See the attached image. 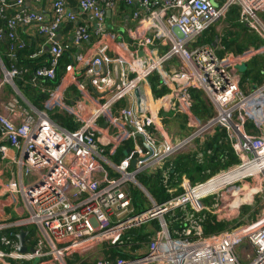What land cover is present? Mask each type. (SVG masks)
Returning <instances> with one entry per match:
<instances>
[{
  "label": "built area",
  "instance_id": "obj_1",
  "mask_svg": "<svg viewBox=\"0 0 264 264\" xmlns=\"http://www.w3.org/2000/svg\"><path fill=\"white\" fill-rule=\"evenodd\" d=\"M24 1L14 0L10 5L0 0V21L7 31L10 60H15L16 50L23 47L16 38L17 26H35L45 36L48 63L33 72L31 83L35 87L37 82L55 78L61 57L70 51L67 44L57 42V32L65 20L76 22V16L66 10L69 0H53L49 18L26 10ZM120 3L133 8V17L143 24L136 30L133 51L113 50L115 55L106 59L103 53L111 46L103 32L104 21L107 12ZM232 5L240 8V22L264 43V0H220L219 4L211 0H78L80 13L93 22L100 42L91 56L80 52L73 56L70 81L93 111L85 114L79 98L69 105L51 97L49 104L68 114L63 115H71L77 125L67 131L45 112L34 110L32 117L18 112L15 100L4 105V113L0 112V154L4 156L7 149L18 151L29 183L9 182L3 191L21 196L27 217L15 226H34L38 241L33 252L20 254L16 242L0 237V245L9 250L0 251V260L68 264L77 255L81 260L74 264H264V208L260 203L257 214L253 208L256 197L264 202V83L244 94L235 72L236 65L264 54V48L249 49L234 59L218 57L220 46H197L200 37L224 18ZM11 6L15 13L8 18ZM89 39V28L75 23L76 50ZM19 75L12 68L3 82ZM152 75L161 82L158 89L163 86L170 92V108L186 116L185 125L191 130L186 138L171 139L158 120L155 106L159 104L148 83ZM193 92L202 93L213 107L210 119L199 120L191 113ZM124 100L126 107L119 108L118 117H114L113 109ZM15 115L20 116V122L13 121ZM248 123L261 124L263 132L251 133ZM217 127L225 132L236 164L202 182L191 183L182 177L180 194L161 204L148 199L150 209L135 212L127 185L137 186L139 174H153L167 160L192 149L195 139L204 143L205 136ZM136 135L143 137L147 148ZM129 139L132 148L115 165L105 154ZM197 161L201 163L202 154L197 155ZM103 167L118 177L107 179ZM163 178H167L166 173ZM175 192L174 188L168 190ZM244 206L250 212L239 218ZM175 210L180 211L173 220L176 227L164 218ZM208 215L227 224L226 228L204 234L202 226ZM153 221L159 229L148 241L133 252L124 250L123 235ZM233 221L237 223L231 225ZM4 228L0 225V231ZM110 248L127 258L105 259L104 252ZM97 254L100 257L92 261Z\"/></svg>",
  "mask_w": 264,
  "mask_h": 264
},
{
  "label": "crops",
  "instance_id": "obj_2",
  "mask_svg": "<svg viewBox=\"0 0 264 264\" xmlns=\"http://www.w3.org/2000/svg\"><path fill=\"white\" fill-rule=\"evenodd\" d=\"M52 1L53 0H25L24 1V8L26 10H29V11L40 13V14L44 15L45 18H49L50 14H51V3H52ZM211 1L214 3H218V4L220 2V0H211ZM7 2L10 5H12L14 0H7ZM121 5L122 4H119L113 12L108 14L106 16L105 21H104L103 32L107 37V42L109 41V44L111 46V48L109 47L108 50H106L103 53L104 58H106V59L112 58L113 55H115L113 50H117V51H121V52H127V53L133 51V43H134V40L136 37V30H137V28H139L143 24V22L140 18L135 19L133 17V12H134L133 8L126 7V6H123V8H121ZM66 10L71 12L72 14H74L76 16V22L71 24L72 22L65 20L61 24V26L57 32V37H56L57 42L60 44H63V45L67 44V46H69L70 50H74L75 53L73 52L74 53L73 56H75V54H77L78 52L82 53L83 56H85V57L91 56L92 52L98 47L99 42H100L99 36L95 35V30L93 29V22L88 18V16H84L80 13V10L78 8V0H71L67 4ZM14 13H15V8L13 6H11L7 10L6 16L8 18L12 17L14 15ZM1 22L3 23V21H1ZM75 23H82L83 25H86L90 31L89 41L87 43L83 44L79 51L76 50V47L73 43V28H74ZM3 25H4V23H3ZM1 29L3 30V36L0 37V39L2 41L8 42V39L6 37V34H7L6 28L4 30L1 27ZM15 33H16V38L19 42L21 40H24L29 45H31V43H33V47L35 48V50L38 49L32 55V58L41 57L40 56L41 54H45L47 56V51L49 50V44L46 43L44 38L38 36L39 34L37 33V30L34 26H29V27L28 26H22V25L17 26ZM216 38L218 41H217L215 47L220 46V44H221L220 38L218 36H216L214 38V41ZM214 41L212 43H214ZM261 45H264V43L261 42L257 46H250L249 45L246 47V51L249 49H258V48H260ZM239 52H242V51H239ZM226 56L227 55L225 54L223 57H226ZM253 58L249 59L248 61L245 62V64H243L245 66V68H247L248 62H250ZM15 61H16V52H15V60H10V58L8 56V50H6V52H4V50L0 49V112L1 113H4L3 107L6 103H8L12 100H15L16 104H17V109H18L17 111L23 112V115L26 114V115L33 117L35 115L34 110H38V111L45 112L50 117V119L55 124L59 125L60 127H61L60 124H62L61 122L64 120H67V121L70 120V123H72V119H71V117H69L71 115H69V116L63 115V114H67V113H65L63 110H61L59 108H53V106H51L49 104L51 97H54V96H57V97L63 99L69 105H72V103L76 102L79 98L85 105V110H84L85 114H89L93 111L91 105L89 104V101L81 99V97L79 96V93L77 92L76 86L74 84H72L70 81L71 80V73H72L70 63L65 67L66 68L65 73H64L63 77L61 78V80H59V82L52 89L47 87V85H45L44 83H40V82H37L36 86L34 87L31 83V80L29 81L32 88L39 90V92L42 95H44V97H42L41 101H39L38 104L34 106L25 97L23 92H21L17 88V86H16L17 84H15V83H17V80H16L17 77L21 76V71L17 70L11 64V62H15ZM236 66H242V65L240 64V65H236ZM12 68H14L18 72H20V75L11 79L12 81L9 83L3 82V80H5V78L7 76L8 71H10ZM255 70H256V68L252 67V71H255ZM113 72H115V70L112 71V73ZM258 72H259L258 78L256 80H254L255 84L252 87L247 86V90L245 92L241 88V80L243 77L236 72V75L239 79L238 80L239 87L244 94L250 93L254 86L257 87V86H260L264 83V65L259 69ZM250 75H251V72H250ZM246 78H250V80H253L251 76H248ZM149 87H150V84H149ZM150 89H151V87H150ZM168 92L169 91H166V93L161 95L159 98L155 97V99H156L155 101L158 102V104H159V106H155V108L157 109L156 115H157V118L160 121L161 125L166 130H167L166 122L169 121L170 118H176V117L180 116L181 119H185L184 116L176 113L172 108H170L169 101H170L171 97H170V92H169V94H168ZM152 96H153V94H152ZM125 107H126L125 101L122 104H120V102H119L112 111L113 116L118 117V111L120 110L119 108L124 109ZM169 114H171L172 116L171 115L169 116ZM13 121L15 123L20 122V116L19 115L13 116ZM184 125H185V123H184ZM76 127H77V125H76ZM61 128H63V127H61ZM175 128H176V130H178L180 132H184V130H181L179 128V124L176 125ZM186 129H188V128L185 125V130ZM248 131L251 132V130H249V129H248ZM167 133L169 134L168 130H167ZM171 135H172V131H171ZM188 135H186V137ZM169 136H170V134H169ZM172 138H174L173 135H172ZM127 141H132V140L129 139ZM125 142H123L122 145ZM132 144H133V142H132ZM122 145H120V146H122ZM131 148L132 147L127 148L125 150L126 156L128 155V152ZM188 151H191V149L187 148L183 152L187 153ZM183 152H181V153H183ZM113 153H115V151L109 150L110 155H112ZM22 159L23 158H22L21 154L14 149H7L5 151L4 156H2L0 154V225L5 226L6 228H18L15 225L18 222L25 220L27 217V212H26V209L22 203L21 196L19 194H7L3 191L4 187L9 182H16L17 184H21L23 186L28 185L29 180L27 177L24 176V169H23V165L21 164ZM115 165H117V164H115ZM105 171H106L105 174L108 173V170H105ZM207 173H209V172L207 171L206 174ZM110 175L112 177L109 179H112L114 176L112 175V173H110ZM107 178H108V175H107ZM189 181H190V179H189ZM197 182H202V181H197ZM31 227H33V226L31 225ZM27 235H29V234H27ZM23 243H24V241H23ZM6 261L7 260H5V261L0 260V264H11L10 261L5 263ZM12 264H14V262H12Z\"/></svg>",
  "mask_w": 264,
  "mask_h": 264
},
{
  "label": "trees",
  "instance_id": "obj_3",
  "mask_svg": "<svg viewBox=\"0 0 264 264\" xmlns=\"http://www.w3.org/2000/svg\"><path fill=\"white\" fill-rule=\"evenodd\" d=\"M71 0H69L70 2ZM121 8L125 6L123 3H120ZM13 5V4H12ZM230 11V10H229ZM72 24V23H71ZM0 26L5 30V26L0 21ZM243 30L248 32L249 29L245 24H240ZM29 27V26H28ZM35 27V26H34ZM36 28V27H35ZM37 30V29H36ZM254 32V31H253ZM38 33V32H37ZM40 37L46 38L44 35L38 33ZM218 36L214 29H209L205 34L200 37L199 42L202 45L211 46L214 38ZM228 37L227 35H223L220 38L221 45L223 46L224 40ZM20 42L23 43V47L16 50V61L11 62L12 66L15 67L17 70L21 71V76L17 77V88L23 92L25 97L30 101L31 104L34 106L41 101L42 95L39 90L32 88L29 81L32 79L33 72L42 66L47 65L48 63V55L41 54V57L32 58V55L38 50L33 47V43L29 45L24 40ZM262 41L256 37L254 42H247L245 46H257ZM248 44V45H247ZM201 45V46H202ZM8 42L2 41L0 39V49L8 50ZM244 46V47H245ZM224 47V46H223ZM243 47V48H244ZM225 48V47H224ZM235 48L238 52L241 51L243 48L231 47V49ZM226 50V49H225ZM74 50H70L68 53H65L56 69H55V78L51 82H45L44 84L47 85L50 89L54 88V86L61 80L65 73V67L72 61ZM35 57V56H34ZM6 59V58H5ZM7 60V59H6ZM8 62V61H7ZM258 73L256 70L251 71V75L253 80L258 78ZM248 77V75L246 76ZM148 82L151 87V91L154 97L159 98L161 95L166 93L167 89L161 86L159 89L157 86L161 83L157 75H152L148 78ZM193 106L191 108L192 114L197 117L199 120H208L213 115V107L211 104L202 97V93L200 92H193ZM186 118V116H184ZM69 120V119H68ZM182 121V120H181ZM179 122V128L185 131L184 121L183 123ZM61 127H63L67 131H73L76 129V125L70 123V120H64L61 122ZM193 142H195V146L191 149V151L179 153L172 157L171 159L167 160L163 167L156 172L149 173L148 171L143 172L137 176V181L145 188V190L149 193L151 198L156 204L164 203L165 201L173 198V196L178 195L182 192L178 185L181 183L182 177L190 179L192 183H196L197 181H205L209 178L212 174L216 173L221 169H225L231 165H234L237 162L236 157L230 147V144L227 140L225 132L220 128H215L212 134H208L204 138V143H201V139L197 138ZM132 141H126L122 146L118 147L115 150V153L110 155L108 152L105 154L109 159L112 160L113 163L119 164L121 160L126 157L125 150L127 148L132 147ZM197 154H202V161L199 164L197 160ZM108 173H112L114 177H117L114 172L108 169ZM209 172L206 174V172ZM166 173L167 178L164 179L163 175ZM204 174V175H203ZM209 175V176H208ZM111 176V175H110ZM170 188L176 189V192L173 194L168 193ZM132 202L134 206H137V197H132ZM142 207L138 208L140 211ZM246 209H243L244 212ZM180 215L179 210L173 211L171 214L166 216V221L173 224V226H177L178 224L173 223L175 217ZM149 225L154 227V229H159L158 223L156 221L150 222ZM149 225H142L141 227L131 229L127 231L122 238V241L125 243V249L130 251H134L138 247L142 246L144 243L148 241V236L150 232H148ZM145 227H147L145 229ZM203 232L204 234L215 233L225 229V223H217L215 220H212L211 217L208 215L206 216V220L203 222ZM19 229L21 228H7L0 231V236L4 235L16 241L15 235L18 233ZM23 230L28 231V234L24 239V245L27 249L33 248L37 238H35V227H22ZM127 258V255L124 253L117 252L116 249L110 248L104 252V258L114 261L115 258ZM81 258L75 255L72 260L68 261V264H73L74 262L80 261ZM12 264V262H10ZM84 263V262H82ZM28 264V263H23Z\"/></svg>",
  "mask_w": 264,
  "mask_h": 264
},
{
  "label": "rangeland",
  "instance_id": "obj_4",
  "mask_svg": "<svg viewBox=\"0 0 264 264\" xmlns=\"http://www.w3.org/2000/svg\"><path fill=\"white\" fill-rule=\"evenodd\" d=\"M240 24H242L240 22V8L237 5H232L227 10L224 18H221L220 20H218L209 28L210 30L214 29V31L216 32V35H218V37H220V38H222L223 35L228 34V37L223 42V46L225 48L219 43L220 46L222 47V49L217 52L218 57H223L226 54L227 57L231 56L232 58L237 59L240 55H242L246 51L247 46H245V44L247 42H254L256 37H258L256 35V33L253 32L252 30H250L248 32L244 31L242 26H240ZM199 40H198L197 46L202 45L199 42ZM233 46L237 47V48H239V47L243 48L244 46L245 47L241 50L242 52H238L235 48L231 49V47H233ZM260 48H264V45H261ZM263 55L264 54H259V56L256 55L250 62H248L247 68H245L244 65L235 67V72H237L238 74H240L243 77L241 80V88L244 92L247 90V86L252 87L255 84L254 80H250V78H246V76L247 75L249 76V73L252 71V67L256 68V71L258 72L259 69L264 65V56ZM170 63L171 62H167V64H170ZM123 102L124 101H121L120 104H122ZM170 115L171 114H169V116ZM180 121H181V123H183V121L185 123V119H181L180 116H178L176 118H170V120L166 122L167 130L169 131L171 139H172V135H173L174 138L182 140L186 137V135L191 133L190 129H186L184 132H180V131L176 130L175 126L178 125ZM246 127L249 130H251L252 133H257V130L259 131V133L263 132L261 124H255L254 125L252 123H248L246 125ZM171 131H172V135H171ZM192 146H195V142H192ZM189 149H191V148H189ZM103 169H104V172H106L105 170H107V167H103ZM106 175H108L107 179L112 177L109 175V173H106ZM116 176H117V174H116ZM117 177H113V178H117ZM127 190L131 193L132 196L137 197V200H138V202L136 203L137 206H139L140 208L142 207V210L150 209V207H151L150 201L148 200V198H146L142 194V192L140 191V188L138 186L133 185V184H128ZM260 203H261V207L264 208V202H262L259 197H256L254 200V204H253L254 214H257L258 211L260 210V207H259ZM132 204H133L134 211L139 212L138 211L139 207L134 206L133 202H132ZM243 209H246V210L244 212H242ZM249 209L250 208H248V206H244V208H242L240 211L239 218H241L245 214H248L250 212ZM166 216L164 217L165 219H166ZM234 223H237V221H233L231 223V225H233ZM146 228L147 227H145V229ZM148 229H149L148 232H150V234L154 233V231L157 230V229H154V227H152L151 225L148 226ZM37 236H38V234L35 231V238H37ZM39 239H41L40 235H39ZM237 251H238V253H240V249H238ZM27 252H30V249H28ZM100 253H98V254H100ZM98 254L92 256L91 260L94 261L96 258L100 257ZM19 262L20 261L14 260V264H16V263L18 264ZM22 262H25V261H22ZM38 262H39L38 260H34L31 262H26V263L37 264ZM241 263L243 264L244 262L241 261Z\"/></svg>",
  "mask_w": 264,
  "mask_h": 264
},
{
  "label": "water",
  "instance_id": "obj_5",
  "mask_svg": "<svg viewBox=\"0 0 264 264\" xmlns=\"http://www.w3.org/2000/svg\"><path fill=\"white\" fill-rule=\"evenodd\" d=\"M110 14V12H107V15ZM217 38L215 39L214 43H212V47H215L216 43H217ZM118 81V78L116 79ZM14 85V84H13ZM137 90L134 91L135 94H137ZM137 138H139L141 140V143L143 145L144 148H147V145L145 144V142L143 141V137L141 135H136ZM127 152V151H126ZM135 165V161L131 162V168H134ZM137 186L140 188L141 192L149 199L152 200L151 196L149 195V193L143 188V186H141L139 183L137 184ZM28 232L24 231V230H19L18 234L16 235V239H17V244H18V249L17 251L19 253H25L27 251L26 247L23 244V241L25 239V237L27 236ZM31 252H33L34 250H30Z\"/></svg>",
  "mask_w": 264,
  "mask_h": 264
},
{
  "label": "clouds",
  "instance_id": "obj_6",
  "mask_svg": "<svg viewBox=\"0 0 264 264\" xmlns=\"http://www.w3.org/2000/svg\"><path fill=\"white\" fill-rule=\"evenodd\" d=\"M149 83V82H148ZM125 101V100H124ZM126 102V101H125ZM141 185V184H140ZM142 186V185H141ZM144 188V187H143ZM145 189V188H144ZM143 194V193H142ZM144 195V194H143ZM31 226V225H30ZM226 226H227V224H226ZM24 227V226H23ZM25 227H29V226H25ZM34 227V226H33ZM18 228H21V230H23L22 229V227H18ZM226 228V227H225ZM4 229H7V228H4ZM4 229H2V230H4ZM1 230V231H2ZM224 230V229H223ZM223 230H221V231H223ZM25 231V230H24ZM26 232H28V231H26ZM218 232H220V231H218ZM216 233V232H215ZM18 234V233H17ZM16 234V235H17ZM16 235H15V238H16ZM4 235H2V236H0V237H3ZM4 237H6V236H4ZM6 238H8L9 240H11V241H13V242H16L17 243V239H16V241H14L13 239H11V238H9V237H6ZM37 241H38V236H37ZM37 241H36V243H37ZM36 243H35V245H36ZM24 244V243H23ZM18 245V244H17ZM34 245V247L33 248H30V250H34L35 249V246ZM25 246V245H24ZM26 247V246H25ZM18 249V248H17ZM26 249H27V247H26ZM0 251H2V252H4V253H7L9 250H7V249H5L2 245H0ZM27 251H28V249H27ZM25 252V253H22V254H27V253H31V251L30 252ZM18 252V251H17ZM19 253V252H18ZM21 254V253H20ZM3 261H5V260H7L5 263H7V262H14V260H12V259H9V258H4V259H2ZM24 262H22V261H20L18 264H23ZM25 263H26V261H25ZM17 264V263H16Z\"/></svg>",
  "mask_w": 264,
  "mask_h": 264
}]
</instances>
